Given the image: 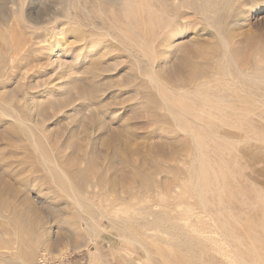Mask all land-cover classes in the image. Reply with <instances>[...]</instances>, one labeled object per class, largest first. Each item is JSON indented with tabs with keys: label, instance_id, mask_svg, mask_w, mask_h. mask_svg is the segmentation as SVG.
Returning a JSON list of instances; mask_svg holds the SVG:
<instances>
[{
	"label": "rangeland",
	"instance_id": "374dc122",
	"mask_svg": "<svg viewBox=\"0 0 264 264\" xmlns=\"http://www.w3.org/2000/svg\"><path fill=\"white\" fill-rule=\"evenodd\" d=\"M130 1L0 0V264H264V0ZM128 23L157 60L184 43L158 86L197 88L200 117L170 115ZM42 154L88 177L81 209Z\"/></svg>",
	"mask_w": 264,
	"mask_h": 264
},
{
	"label": "bare ground",
	"instance_id": "6f19581e",
	"mask_svg": "<svg viewBox=\"0 0 264 264\" xmlns=\"http://www.w3.org/2000/svg\"><path fill=\"white\" fill-rule=\"evenodd\" d=\"M97 1V0H96ZM117 2H119V0H116ZM209 1V0H208ZM131 1L130 0H124V5L126 6V11H127V14L128 13H133V8L131 7V6H127L126 4L127 3H130ZM170 2V1H169ZM174 2V1H173ZM203 3V2H202ZM214 3V2H213ZM174 3H172V2H170V3H168V6H172ZM95 5H96V3H95ZM104 5V4H103ZM106 5V4H105ZM142 5H143V3H142ZM214 5V4H213ZM174 6V5H173ZM172 6V7H173ZM202 9V8H201ZM100 11V10H99ZM168 11V10H167ZM241 11V10H240ZM5 11H4V5L3 4H0V20H2L3 18H5L4 16H5V13H4ZM97 12V11H96ZM97 15V14H96ZM109 16V15H108ZM112 16V15H111ZM124 16V15H123ZM114 17V16H113ZM96 19V18H95ZM126 19V18H125ZM235 19V18H234ZM244 19H245V12H239V14L236 16V19H235V21H233V25H235V26H237V25H240L243 21H244ZM112 20H113V18H112ZM110 22V21H109ZM114 23H115V21H114ZM117 24V23H116ZM119 25V24H118ZM117 25V26H118ZM106 26H107V24H106ZM234 26V27H235ZM96 27V26H95ZM102 28V27H101ZM98 31H101L100 29H97ZM114 30H118V27L116 28V26H115V29H105V30H103L102 32L103 33H105L106 35H108L112 40H114V41H118V39L115 37V36H113V31ZM122 30V29H121ZM119 31V30H118ZM122 32V31H121ZM120 33V32H119ZM121 34V33H120ZM123 36L124 37H121V38H124L125 39V43L123 44V43H121L125 48H126V50H127V52H129L131 55H132V57H134L135 59H137V61L138 62H140V60L139 59H141V57L140 56H143V57H146V59H148L149 61H151L152 62V64H150L149 66L151 67V69H152V73H151V76H149V78H148V80L150 81V83H152V84H156V87L154 88V89H156L157 91H158V93H159V95H161V97H162V100H163V102H164V104L167 106V108L169 109V112L171 113L170 115H173L174 116V119L176 118V120H180V119H183V118H187L188 116H190V115H192V116H197V117H200L203 113V111L201 112V111H197V110H192V111H189L188 109H187V104L188 103H200V101L202 100L201 98H200V92L199 93H197L196 92V90H198L197 88H191V89H195V90H191L190 89V91H180V93H179V95L177 96V95H175L172 91V89H170V88H167L166 86H162L161 88H160V86H158V84L160 83V80L158 79V77L156 76V70L159 68V66H158V64H157V66H155L154 65V62H156V61H158L159 59H162V58H165L166 60H167V57L169 56V54L173 51V50H176V49H178L179 48V50L180 51H182L183 50V52H184V50H186V46L184 45V43H180V44H178V43H175L174 42V40H173V37L171 36V39L170 40H168L164 45H163V48L165 49V51L161 54V56L159 57V59L157 60V56L155 55V51H154V48H153V46H150L147 42H145V41H147V40H145L144 41V39L141 37V35L139 34V32H137L136 30H135V28H132V26H131V24L130 23H128V25H126V26H124V31H123ZM119 39H120V37H119ZM119 41H121V40H119ZM120 43V42H119ZM195 46V45H194ZM135 47V51H131V48H134ZM62 49V48H61ZM196 49H197V52L198 51H200V48L199 47H196ZM156 50V49H155ZM64 51V50H63ZM62 52V51H61ZM191 52V51H190ZM110 52H104V53H98V54H100V55H98L99 57H102V56H106V55H108ZM105 54V55H104ZM185 54L187 55L188 53H187V51H185ZM184 54V56H183V58L185 59L186 58V55ZM190 54V53H189ZM189 56V55H188ZM140 57V58H139ZM133 58V59H134ZM145 59V58H144ZM160 61V60H159ZM158 61V62H159ZM58 62V61H57ZM147 62V61H146ZM183 62H185V61H183ZM243 62V61H242ZM59 63V66L60 67H62L63 66V64L62 63H60V62H58ZM164 63L166 64V61H164ZM142 65V64H141ZM140 65V66H141ZM179 65V64H178ZM187 63H185V64H183V65H181V67L182 68H184V69H186V67H187ZM189 65H190V63H189ZM188 65V66H189ZM199 66V65H198ZM142 67H143V65H142ZM142 67H140V68H142ZM155 67H158V68H155ZM163 67V66H162ZM166 66H164V68H165ZM179 67V66H178ZM201 67V66H200ZM167 68V67H166ZM165 68V69H166ZM197 67L195 66V68H194V70L196 69ZM190 69H192V67H190L189 68V70ZM225 69V68H224ZM229 70V69H228ZM190 71H192V70H190ZM188 72L189 74L191 73V72ZM94 72V71H93ZM187 73V74H188ZM254 76V75H253ZM254 78V77H253ZM162 80V79H161ZM166 81V80H165ZM240 81V80H239ZM162 82H163V80H162ZM182 82H184L185 84H189V85H193L195 82H196V80L195 79H193V78H185ZM177 83V82H176ZM74 84V83H73ZM251 86V85H250ZM201 88H203V87H201ZM183 90V89H182ZM206 91V90H205ZM246 101V100H245ZM0 102H1V100H0ZM4 103V102H3ZM214 103V102H213ZM203 104V103H202ZM204 104L206 105V106H210V102L208 101V100H206L205 102H204ZM243 104V103H242ZM3 105V104H2ZM5 108L6 107H10L11 106V104L10 103H6L5 102ZM204 105V106H205ZM248 105V104H247ZM199 106H201V105H199ZM223 106V105H222ZM221 106V107H222ZM217 107V106H216ZM219 107V106H218ZM240 107V106H239ZM242 107V106H241ZM13 108V107H12ZM11 108V109H12ZM204 108V107H203ZM235 108V107H234ZM1 109V108H0ZM213 109H214V107H213ZM220 109V108H219ZM223 109V108H222ZM221 109V110H222ZM249 109V108H248ZM250 109H251V107H250ZM6 110V109H5ZM78 110V109H77ZM217 110H218V108H217ZM1 111V110H0ZM13 111H16L15 109L13 110ZM13 111H11V112H13ZM206 111V110H205ZM239 111H241V110H239ZM4 115H8L6 112H4V111H1ZM168 112V111H167ZM220 112V111H219ZM242 112H244L243 110H242ZM248 112V111H247ZM251 112V111H250ZM9 113V112H8ZM220 113H222V112H220ZM224 113V112H223ZM41 114V113H40ZM209 114V113H208ZM224 114H226V113H224ZM250 114H252V113H250ZM16 115V114H15ZM191 116V117H192ZM208 116V115H207ZM232 116V115H231ZM18 117V116H17ZM191 117H190V119H191ZM21 118V117H20ZM20 118H18V119H15L14 121H16V122H18L21 126H25V128H26V130H27V132H29V134H30V138H31V140L33 141V145H34V147H35V149L36 150H39V146L37 145V143H36V141H34V139H35V134L32 132L33 130L31 129V128H28V127H26V125H25V123H24V121L22 120V119H20ZM243 118V117H242ZM245 119V118H244ZM218 120V119H217ZM27 122V121H26ZM33 124V123H32ZM228 124H230V123H228ZM233 123H231V125H232ZM34 125V124H33ZM226 126V125H225ZM36 127V126H35ZM228 127V126H227ZM24 128V127H23ZM31 129V130H30ZM188 133V132H187ZM28 134V133H27ZM189 134H191V133H189ZM192 135V134H191ZM28 136V135H27ZM110 136H111V134H110ZM193 137V136H192ZM6 139V138H5ZM8 139V138H7ZM6 139V140H7ZM255 140V139H254ZM243 141V140H242ZM260 141V140H259ZM262 142V141H261ZM194 144V143H193ZM182 146V145H181ZM184 146V145H183ZM188 148V147H187ZM186 148V149H187ZM190 149V148H189ZM195 149H197V148H195ZM214 149V148H213ZM209 150V149H208ZM198 152V151H197ZM45 153V152H44ZM199 154V153H198ZM191 156V155H190ZM199 159V158H198ZM41 160L44 162V164L46 165V166H48V165H51V166H53L54 168H56V169H58L59 171H56V173L55 174H52L51 173V176L54 178V180L56 181V182H58V183H60V184H68V186L71 188L70 190H71V193H72V195L74 196V202L76 203V205L81 209V195H80V191L81 190H83V188H84V186H88L87 187V190H86V192H88L89 191V189L91 188V185L89 186V184L87 185V178L88 177H86L85 175H83L82 173V175H80L79 177H74V176H70V175H67L66 174V172H64L63 171V169H61L62 167H61V165L59 166L58 165V163L56 162L55 164H53L52 162H50L49 160H47V158L45 157V154H42V156H41ZM198 161H200V160H198ZM210 163V162H209ZM60 164V163H59ZM200 164V163H199ZM198 164V165H199ZM55 165V166H54ZM61 167V168H60ZM223 167V166H222ZM221 168V167H220ZM202 169V168H201ZM50 171V170H49ZM51 172V171H50ZM201 174H202V172H201ZM155 175V174H154ZM86 177V178H85ZM201 177H202V175H201ZM201 180V179H200ZM210 181V180H209ZM0 182L2 183V184H4V185H8V182L7 181H5V180H3V179H0ZM201 182H202V180H201ZM223 182H225V181H223ZM76 183V186L78 187V190L77 189H75L74 187V184ZM198 183V182H197ZM207 183H208V181H207ZM199 184H201V183H199ZM199 184L198 185H196V186H199ZM207 185V184H206ZM210 185H208V187H209ZM218 187V186H217ZM97 188V187H96ZM201 188V187H200ZM214 188V187H213ZM224 188V187H223ZM197 189H198V187H197ZM196 189V190H197ZM78 192H77V191ZM199 192V191H198ZM205 192V191H204ZM202 194V193H201ZM199 197H200V192H199ZM208 198V197H207ZM212 198V197H211ZM200 199H202L201 197H200ZM203 203H204V201H203ZM203 207H205V206H203ZM264 207V206H263ZM205 209V208H204ZM259 210V209H258ZM94 226V225H93ZM127 231H129V230H127ZM5 234V233H4ZM63 243V242H62ZM60 244V243H59ZM30 253H27V254H25L24 255V260L26 261V259H27V261L29 260V258H30ZM246 262V261H245ZM25 263V262H24ZM25 264H27V263H25Z\"/></svg>",
	"mask_w": 264,
	"mask_h": 264
},
{
	"label": "built area",
	"instance_id": "2783aa9c",
	"mask_svg": "<svg viewBox=\"0 0 264 264\" xmlns=\"http://www.w3.org/2000/svg\"><path fill=\"white\" fill-rule=\"evenodd\" d=\"M36 264H68V259H59L55 255L44 253L38 258Z\"/></svg>",
	"mask_w": 264,
	"mask_h": 264
}]
</instances>
